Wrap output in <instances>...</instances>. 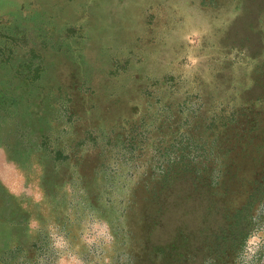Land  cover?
<instances>
[{"label": "rangeland", "instance_id": "1", "mask_svg": "<svg viewBox=\"0 0 264 264\" xmlns=\"http://www.w3.org/2000/svg\"><path fill=\"white\" fill-rule=\"evenodd\" d=\"M260 201L264 0H0V264L91 216L114 264H232Z\"/></svg>", "mask_w": 264, "mask_h": 264}, {"label": "clouds", "instance_id": "2", "mask_svg": "<svg viewBox=\"0 0 264 264\" xmlns=\"http://www.w3.org/2000/svg\"><path fill=\"white\" fill-rule=\"evenodd\" d=\"M192 64H196L195 59ZM40 195L42 199V191ZM33 202L40 203V200L34 199ZM245 216L250 226L235 249L232 264H264V201L248 209ZM27 227L28 235H36L43 230L48 238L47 250L36 257L35 264H114L110 225L98 216L87 217L80 222L78 243H74L55 223H49L42 229L38 220L30 219ZM127 260V256L121 257L120 264H126ZM19 264H24L23 258ZM202 264L213 262L205 260Z\"/></svg>", "mask_w": 264, "mask_h": 264}]
</instances>
